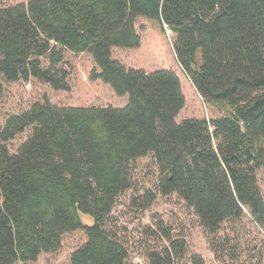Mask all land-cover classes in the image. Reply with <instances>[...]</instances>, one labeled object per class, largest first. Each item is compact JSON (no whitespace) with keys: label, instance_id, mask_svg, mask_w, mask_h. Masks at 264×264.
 <instances>
[{"label":"trees","instance_id":"1","mask_svg":"<svg viewBox=\"0 0 264 264\" xmlns=\"http://www.w3.org/2000/svg\"><path fill=\"white\" fill-rule=\"evenodd\" d=\"M139 18L174 37L181 69L219 118L177 123L185 107L172 71H144L113 60L112 49H135ZM89 53L123 109L58 107L48 100L0 125V264L36 263L61 249L63 236L84 230L87 242L70 264H133L111 225L119 198L134 191L133 164L151 156L155 191L133 201L150 208L176 195L209 235L246 215L264 230V0H29L0 7V76L35 79L69 92L65 54ZM13 153L9 143L27 131ZM81 214L94 226L85 227ZM182 239L149 255L178 264ZM192 264H204L199 256Z\"/></svg>","mask_w":264,"mask_h":264},{"label":"rangeland","instance_id":"2","mask_svg":"<svg viewBox=\"0 0 264 264\" xmlns=\"http://www.w3.org/2000/svg\"><path fill=\"white\" fill-rule=\"evenodd\" d=\"M29 0H0V7H9ZM141 37V46L135 49L113 48L112 58L125 67L144 71H172L181 82L185 107L177 116V123L187 119L212 120L222 116L215 104L205 102L197 93L177 62L173 45L174 37L166 34L158 22L139 18L135 25ZM65 68L69 72L70 91H55L35 79L28 82H7L0 76V125L13 114L27 111L34 103L48 100L58 107L125 108L129 96H118L110 85L101 80H91L94 69H99L91 54L66 52ZM31 131L9 143L14 153ZM135 190L124 193L112 213L111 225L129 251L133 264H151L149 255L168 246V237L182 239L187 245L186 257L178 264H192L199 256L204 264H264V230L259 229L246 215L240 223H225L215 235L207 234L198 224L194 211L176 195L158 196L146 210L133 204L147 191H155L160 173L154 159L149 156L132 166ZM260 189L264 196V169L258 172ZM85 227L94 226L90 215L81 214ZM84 230L66 234L61 249L52 254H42L36 263L18 264H70L71 255L86 244Z\"/></svg>","mask_w":264,"mask_h":264}]
</instances>
